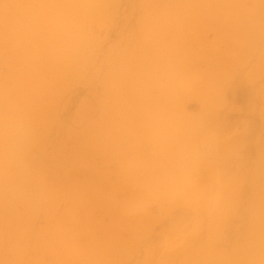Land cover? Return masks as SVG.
Listing matches in <instances>:
<instances>
[{"label":"rangeland","instance_id":"rangeland-1","mask_svg":"<svg viewBox=\"0 0 264 264\" xmlns=\"http://www.w3.org/2000/svg\"><path fill=\"white\" fill-rule=\"evenodd\" d=\"M0 264H264V0H0Z\"/></svg>","mask_w":264,"mask_h":264}]
</instances>
